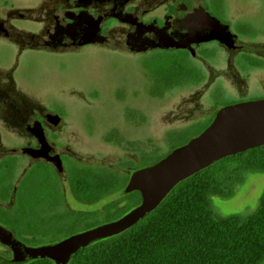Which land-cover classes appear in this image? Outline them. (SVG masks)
Wrapping results in <instances>:
<instances>
[{
    "label": "flooded vegetation",
    "instance_id": "1",
    "mask_svg": "<svg viewBox=\"0 0 264 264\" xmlns=\"http://www.w3.org/2000/svg\"><path fill=\"white\" fill-rule=\"evenodd\" d=\"M85 53L91 58L70 59ZM34 54L60 62L65 73L45 89L25 93L15 74L20 61ZM0 59L11 61L8 75L0 74V227L36 247L31 244L39 241L38 230L14 229L29 208L30 190L39 195L31 202L33 228L77 227L46 238L43 246H49L119 219L111 217L120 200L122 208L136 193L141 201L126 187L151 157L143 156L144 167L136 169L134 161L101 165L92 153L105 130L111 131L105 141L125 145L134 159L135 140L125 141L120 131L135 125L151 131L152 99L162 102L173 92L185 99L188 90L206 96L208 107L197 98V107L210 112L203 130L224 107L264 100V0H1ZM66 63L92 73L67 74ZM189 104L195 101L181 105ZM166 125L162 120L156 128ZM104 172L118 178L112 193L73 185L74 176ZM118 193L119 199L108 201ZM0 246V257L12 259Z\"/></svg>",
    "mask_w": 264,
    "mask_h": 264
},
{
    "label": "trees",
    "instance_id": "2",
    "mask_svg": "<svg viewBox=\"0 0 264 264\" xmlns=\"http://www.w3.org/2000/svg\"><path fill=\"white\" fill-rule=\"evenodd\" d=\"M160 160L151 159L150 166ZM249 173H264V147L225 158L181 182L141 222L92 244L69 264H264V194L259 207L248 213L221 217L211 205L212 197L233 198ZM72 182L78 189L98 187L106 194L115 190L118 178L104 172L77 175ZM139 200L136 193L111 220L122 217ZM28 264L54 263L35 260Z\"/></svg>",
    "mask_w": 264,
    "mask_h": 264
},
{
    "label": "water",
    "instance_id": "3",
    "mask_svg": "<svg viewBox=\"0 0 264 264\" xmlns=\"http://www.w3.org/2000/svg\"><path fill=\"white\" fill-rule=\"evenodd\" d=\"M264 146V100L240 103L221 109L197 136L171 150L156 164L135 172L126 192H139L140 203L121 218L70 236L56 244L27 247L0 227V243L12 259L0 257V264H28L50 260L69 262L87 247L120 235L154 212L181 182L219 161Z\"/></svg>",
    "mask_w": 264,
    "mask_h": 264
},
{
    "label": "rangeland",
    "instance_id": "4",
    "mask_svg": "<svg viewBox=\"0 0 264 264\" xmlns=\"http://www.w3.org/2000/svg\"><path fill=\"white\" fill-rule=\"evenodd\" d=\"M10 54L11 53H9L7 50L6 58H9L8 56H10ZM80 58H91V55L85 53L78 58L70 59L77 60ZM10 62L11 61H2L0 59V74H4L6 76L8 75V64H10ZM58 63L60 62L51 60L50 58H46L41 55H27L22 61H20L19 68L15 74L18 88L25 93H33L45 89L46 86H49V81L54 79L55 76L65 73V71L63 73L59 72ZM66 70L67 74L72 72L73 75L79 76L80 78H86V74L92 73H87L84 67H76L74 64H67ZM103 70H107L106 74L108 75L112 74L110 68H104ZM121 70L124 69H120V72L124 73ZM113 74L114 78H116L117 73L114 72ZM109 77L112 78V76ZM7 89L11 90L9 86H7ZM2 90L0 89V93ZM188 91L189 92L185 93L184 95L185 99L179 97L175 92L170 93L162 102L152 99L153 127L151 131L139 130L137 125H135L134 128L130 126L123 127V129L120 131L121 137L125 141L129 142H133V140H135L134 142L136 151L134 153V159L130 158L133 156V154L125 145L117 144V141H105L107 140V134H111V131L105 130L103 135L99 136V140H102L103 137L105 138L104 141H102V146L100 148L98 147L92 153L95 160H99V163H102L101 165H107L108 167H118L119 165L126 162L132 164L131 162L133 161L134 169L138 167H144V160L142 159L143 156H146V159L151 157L153 161H156L160 158L162 159L171 150L179 147L181 143L188 141V139H190L193 135L200 133V131H202L205 126L202 123L208 120L210 117V112L207 111L206 108H200L197 106L201 101L200 105L202 107H208L206 102L207 97L205 96V98H201L196 95L193 96L190 90ZM197 98L200 99L199 103ZM183 101H195V105L189 104L187 109H185L183 108L184 104L181 105ZM163 104H167L166 107L168 110L163 109ZM0 106H3L1 99ZM118 116L119 123H124L123 120L125 116L122 111L118 112ZM162 120L164 122H168V125L156 128L158 127V124L162 122ZM154 123L158 124L154 125ZM96 151H98V153H95ZM28 193L29 194H27L25 197L30 203L28 206L29 208L21 211L20 215L22 216L19 218V221L14 229L16 231L29 229L31 232H33L34 229L38 230L37 234H40L39 241H37L36 244L32 243V246L41 247L48 243L45 240L46 238L52 239L53 237L58 236L59 233L64 232L67 234L74 232L77 229L73 223L67 226H64L63 224H50L45 227L40 225L39 227L33 228L31 225L33 222L32 217L34 211L32 209L33 206L31 205V202L33 201L34 197H39V195L37 193L32 195L30 190ZM263 194L264 176H260L256 173H249L245 176L243 184L236 190L233 198L224 200L218 197H212L211 205L213 211L221 217H226L232 214L248 213L256 210L259 207ZM119 197H121L120 193L111 195L108 201L115 202L117 199H119ZM124 203L125 202H121L120 200L119 206L122 208ZM126 206L128 207V204H126ZM26 226H30L31 228H26ZM2 251H4V249L0 246V252Z\"/></svg>",
    "mask_w": 264,
    "mask_h": 264
}]
</instances>
